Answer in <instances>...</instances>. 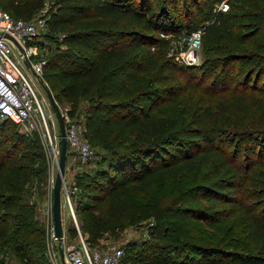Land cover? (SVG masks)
Listing matches in <instances>:
<instances>
[{"label":"trees","instance_id":"16d2710c","mask_svg":"<svg viewBox=\"0 0 264 264\" xmlns=\"http://www.w3.org/2000/svg\"><path fill=\"white\" fill-rule=\"evenodd\" d=\"M221 1L0 0L16 18L32 20L47 9L44 35L52 46L44 79L73 117L85 98L92 99L82 119L86 137L108 151L94 172L75 174L82 223L80 230L70 225L72 237L81 233L97 247L106 231L116 234L149 216L147 199L157 179L194 178L156 216L147 240L127 244L123 264H264V127L227 128L264 100L258 83L264 45L231 53L261 34L264 12L262 0H227L226 11L217 9ZM200 26L201 47L210 55L202 67L177 60L172 49L174 40ZM230 61L232 71L225 68ZM208 64L222 75V81L214 77V90L201 86L206 79L198 71ZM192 82L205 94L216 93L213 103L185 104ZM4 122L0 135L15 124ZM9 141L12 149L0 141V264L9 256L21 264H50L43 256L45 226L36 203L25 199L32 193L28 185L46 178L47 156L39 139L13 135ZM22 145L31 150L19 155ZM105 192L107 204L95 205ZM188 217L210 228L236 218L254 248L184 239Z\"/></svg>","mask_w":264,"mask_h":264},{"label":"rangeland","instance_id":"374dc122","mask_svg":"<svg viewBox=\"0 0 264 264\" xmlns=\"http://www.w3.org/2000/svg\"><path fill=\"white\" fill-rule=\"evenodd\" d=\"M51 0H47V4L50 3ZM260 7L263 8L264 12V0L259 2ZM48 6V5H47ZM1 9V8H0ZM4 9V8H3ZM47 10V9H45ZM42 10L38 12L35 16V19L45 17L47 11ZM41 33L39 38L36 39V49L38 51L37 57L33 59H43L46 60L48 55L50 54V48L52 46L51 42L45 38V34ZM181 39V38H179ZM40 40V41H39ZM39 41V42H38ZM179 41V40H178ZM257 44L264 45V27L262 28V32L259 36L254 38H249L245 43L238 44L232 47L231 53H242L246 51H250L253 49ZM172 49L178 47L180 49H185L187 47L186 43H176L174 40L172 42ZM15 57V55L13 54ZM207 56L200 45V48L197 50V65L198 67H202L201 64L207 61ZM224 62L222 63V65ZM24 70L30 77L38 95L40 98H46L45 108L48 110H53L50 100L47 96V87L49 86V82L47 83L46 79H41L38 77L33 70L24 65ZM225 68L232 71V69L236 68V65L233 62H229V64H225ZM200 74L204 75L205 82L201 86L209 85L208 90H214L217 86L215 83L216 80L222 81L220 71L214 66H209L208 68L204 67L203 69L200 68L198 71ZM216 80H215V78ZM197 82H192L191 88L186 90L183 94V100L185 104L192 103L195 105H199L200 107H205L208 104L213 103L212 99L215 100L216 93L214 94H205L201 92L202 87H198L197 89L193 85ZM259 85H264V77L259 79ZM232 85V84H231ZM222 85H219L218 91H221ZM55 96V95H54ZM57 100V99H56ZM58 101V100H57ZM92 101L91 98H85L83 100L82 108L80 110V115L78 116L81 120L85 117L87 113V107ZM61 110H65L66 108L70 107L68 103L65 101H58ZM54 111V110H53ZM55 113V112H54ZM264 100L261 107L253 112H243L238 115V121L233 122L231 126H227L228 129H257L258 127H264ZM5 118L0 116V126L4 127ZM12 125V126H11ZM9 127H5L3 134L0 135V141L2 143H8L7 147L12 149V143L9 141L11 136L21 137L36 140L39 139L41 145L47 156V164H48V171L46 174V178L39 182L37 179L34 182H31L28 187L31 189V195H25V199L30 202L36 203V211H37V218L44 224L45 226V251L43 256L45 260H48L50 264H63L64 258L61 255V245L64 251L68 250L69 248H80L83 244L82 242V235L79 233L78 236H71L69 234V227L70 225L74 224V219L72 216V209L68 198H66L65 192H62V209H63V220H64V231L65 237L62 241V244L59 243L58 239L52 236V227L53 224V216H52V203H53V177L56 179L58 173V161L55 160L49 152L47 147V141L45 136L41 133H34V134H27L25 133L18 125L10 124ZM53 135L59 134V126L58 128L52 130ZM30 140H28L29 142ZM96 154L94 157L87 161H82L76 153H72V155L77 157V161H81L82 170L92 171L94 172L98 166H100V160L102 156H107L108 151L102 149L99 146H95ZM31 149L26 145H22L19 149V155L21 153L29 152ZM71 153V152H70ZM69 153V154H70ZM68 154V155H69ZM73 169H68L65 175V179L69 184L74 182L75 172L72 171ZM194 178H190L189 176L179 177L175 179L166 180L163 178L157 179L155 183V195L149 197L147 202L149 204V216L145 218L141 223L135 225H127L123 230L116 234H111L108 231L104 234L103 238L101 239V245L97 246L96 248H100L102 250L111 249V248H118L121 247L124 250V254L127 255V244L131 242H140L145 241L148 238V229L156 221V216L159 213L166 212L172 205L173 199L180 193L188 191L191 187V182ZM79 197V196H78ZM77 194H74L72 197V204L75 209V212L81 222L80 214L77 211L76 201L78 199ZM95 202L97 206L104 207L107 202L109 201V195L105 192L102 193L100 197L97 198ZM50 212V213H49ZM76 226V225H75ZM184 239L190 240H197L204 243H230L233 247L237 248L238 250H242L244 252H250L253 250L252 246V239H250L245 226L240 222V220L234 218L231 221L222 224L221 226L210 228L207 225L203 224L202 222H197L191 218H187V222L183 227L182 231ZM86 241V238L83 237ZM86 243L93 247L89 241ZM55 245V246H54ZM56 254V255H55ZM3 262L2 260H0ZM124 262L126 263V258L124 257ZM4 264H21L20 261L15 256H9L5 259Z\"/></svg>","mask_w":264,"mask_h":264},{"label":"built area","instance_id":"2783aa9c","mask_svg":"<svg viewBox=\"0 0 264 264\" xmlns=\"http://www.w3.org/2000/svg\"><path fill=\"white\" fill-rule=\"evenodd\" d=\"M216 6L217 9L226 11L228 2L222 0ZM47 30L46 17L27 20L16 18L11 12L0 9V116L11 119L27 134H43L50 154L59 162L60 137L59 134L53 135L52 133V130L59 126L57 116L53 110L47 111L45 108L46 98H40L23 67L27 65L26 60H29L33 71L44 80L46 60L33 58L38 55L35 41L41 33ZM3 33L11 34L21 44L23 50L11 39L3 36ZM202 34L203 27L200 26L179 39L178 43L185 42L187 47L180 49V51L178 47L175 48L177 60L187 64H196L197 50L201 45ZM68 110L69 107L62 110L66 121L68 154L70 152L76 153L82 161H87L95 156L96 149L86 137V127L83 120L71 116ZM53 182L55 183L54 177ZM78 191L79 187L74 182L68 185L65 179L63 192L70 202L75 225L80 230V220L72 204V197ZM51 227L52 236L56 238L54 221ZM81 238L83 244L80 248L71 247L65 251L63 264H123V248L102 250L89 246L83 236Z\"/></svg>","mask_w":264,"mask_h":264},{"label":"water","instance_id":"95a60500","mask_svg":"<svg viewBox=\"0 0 264 264\" xmlns=\"http://www.w3.org/2000/svg\"><path fill=\"white\" fill-rule=\"evenodd\" d=\"M3 36L11 39L21 50L23 47L21 44L9 33H3ZM27 66L30 67L32 70V65L29 60H26ZM34 72V71H33ZM35 73V72H34ZM36 74V73H35ZM47 96L50 100L52 105V109L54 110L58 122H59V151H60V158L58 162V173L55 179L54 187H53V203H52V213H53V221H54V231L55 236L58 239L59 243L62 244V241L65 237L64 231V220H63V209H62V192L65 185V175L67 171V160H68V139H67V132H66V121L62 114V110L54 93L47 87ZM61 255L64 257V251L61 245Z\"/></svg>","mask_w":264,"mask_h":264},{"label":"crops","instance_id":"0c3cea01","mask_svg":"<svg viewBox=\"0 0 264 264\" xmlns=\"http://www.w3.org/2000/svg\"><path fill=\"white\" fill-rule=\"evenodd\" d=\"M80 162L81 161H77L76 156L72 155V152L68 155V160H67L68 169H73L72 171H74L75 174L81 171L83 168Z\"/></svg>","mask_w":264,"mask_h":264}]
</instances>
